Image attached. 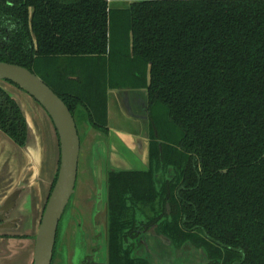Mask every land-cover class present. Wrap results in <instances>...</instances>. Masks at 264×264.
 <instances>
[{
  "label": "trees",
  "instance_id": "16d2710c",
  "mask_svg": "<svg viewBox=\"0 0 264 264\" xmlns=\"http://www.w3.org/2000/svg\"><path fill=\"white\" fill-rule=\"evenodd\" d=\"M0 31V61L30 69L95 130L109 131L110 89L148 92L150 169L107 175L108 264H150L134 235L162 212L164 169L166 236L214 264H264V0H0ZM0 129L26 145L2 87Z\"/></svg>",
  "mask_w": 264,
  "mask_h": 264
},
{
  "label": "crops",
  "instance_id": "0c3cea01",
  "mask_svg": "<svg viewBox=\"0 0 264 264\" xmlns=\"http://www.w3.org/2000/svg\"><path fill=\"white\" fill-rule=\"evenodd\" d=\"M109 7L121 9L129 7L134 2L143 0H108ZM20 107L27 119L31 129L32 138L22 148L0 152V184L4 188L0 191V205L14 189L23 188L27 195L20 207V211L29 214L31 225L39 219L40 205L46 201L50 193L53 181L58 168L57 153L54 151L59 147V137L51 119L50 128L40 129L35 122L34 113L27 100L15 94ZM147 95L144 89H110L108 92V127L111 143L108 151L96 148L99 138L96 133L95 142L92 148V156L88 159V165H100L102 172L110 167L121 170H147L150 166V124L147 114ZM43 109L36 107L35 115H40L44 120ZM48 114V113H47ZM50 117V116H49ZM49 119V120H50ZM47 123V122H46ZM53 126V127H52ZM130 127L125 130L123 127ZM113 134L114 136H112ZM110 140V139H109ZM3 141V140H1ZM8 149L14 148L10 143H6ZM5 145L0 142V147ZM137 152L136 157H128L122 149ZM21 150V151H20ZM19 152L23 161H19ZM47 154V155H46ZM50 154V156H49ZM116 155L118 161L113 158ZM105 170V173L107 172ZM4 171V172H3ZM15 176V177H14ZM106 179V174H105ZM35 192L34 205L27 204L30 195ZM4 239V238H3ZM2 243L6 253L0 254V263L3 259L9 264H33L35 241L32 234L26 236L7 237Z\"/></svg>",
  "mask_w": 264,
  "mask_h": 264
},
{
  "label": "water",
  "instance_id": "95a60500",
  "mask_svg": "<svg viewBox=\"0 0 264 264\" xmlns=\"http://www.w3.org/2000/svg\"><path fill=\"white\" fill-rule=\"evenodd\" d=\"M5 80L19 85L43 106L52 119L60 140V164L56 171L57 180L37 230L33 262V264H52L58 226L75 193L78 177L81 140L77 123L63 99L30 69L19 64L0 61V81ZM144 90L147 95L146 106L148 109V92L146 89ZM6 91L18 102L15 94L13 96L9 90ZM145 118L149 119V116L145 115ZM31 138L32 133L29 128L27 144ZM101 174L102 177L103 172ZM26 195V190L19 187L8 194L0 205V236H4V239L0 238V254L6 253L2 243L7 240V237L26 236L30 233L25 231L26 227L31 225L29 214L19 210ZM101 206L100 204L99 208H102ZM104 211L106 214V209ZM105 214L104 219L106 218Z\"/></svg>",
  "mask_w": 264,
  "mask_h": 264
},
{
  "label": "rangeland",
  "instance_id": "374dc122",
  "mask_svg": "<svg viewBox=\"0 0 264 264\" xmlns=\"http://www.w3.org/2000/svg\"><path fill=\"white\" fill-rule=\"evenodd\" d=\"M0 87L9 90L12 95L14 96V94L19 93L20 96L24 97L27 102L29 103L32 112L34 113L35 116V122L37 127L40 129H43L45 126L47 129L50 128L51 124V119L49 117V115L47 114L46 110L35 100L33 99L30 95H28L25 91L19 89L18 87H16L14 84H11L9 82L5 81H0ZM41 107V109H43V115L45 117V120L40 116V115H35L36 111V107ZM75 120L77 123V127H78V131L81 137V153L79 156V167H78V177H77V183H76V189H75V193L73 194L71 201L68 205V207L66 208V212L60 222V235H59V243L57 245V248L61 247V241H62V231L63 228H67L65 235H64V239L65 241H67L69 248H70V252L73 253L74 252V248H73V243L79 239V229L82 228L83 231L85 232L86 235V239H88L89 241V250H93V248H98V246H100V242L98 238V228L95 227L94 223H93V214L95 213V209L98 207L99 203L102 201L106 200V195H107V187H106V179H105V170H106V166L103 172V176L101 177V168L100 165H98V168L96 169V167L93 166H89L88 165V159L92 154V148H93V144L95 142V136L97 135L96 133H98L96 130L92 129L90 127V123L88 121V116L87 113L84 109H81V112L75 115ZM50 119V120H49ZM47 122V123H46ZM53 127V126H52ZM123 127V126H122ZM125 130H128L130 127H123ZM100 135V134H99ZM112 136H114L113 134H111ZM102 137L99 138L98 141V145L96 148H99L100 151L102 152V150H106L109 153V143H111V138L109 136L108 137H104V135H101ZM110 139V140H109ZM3 140V141H1ZM0 142H2L3 144L5 143V145L0 147V152H5L8 153V151H11L13 149H15V151H17L18 149V145L15 144L3 131L0 130ZM6 143H10L14 148H10L8 149V146ZM21 151V150H20ZM125 152L127 154L128 157H136L138 155L137 152H132L129 151L125 148L122 149V152ZM19 158L18 160L21 162L23 161V158L21 157L22 154L21 152H19ZM54 153H57V159L59 161V157H60V150L59 147L55 149ZM47 155V154H46ZM50 156V154H49ZM113 158L115 160L118 161H122L117 158L116 155H113ZM124 163V162H123ZM59 165V163H58ZM112 169H118L115 167H111ZM121 170V169H118ZM127 170V169H124ZM107 171V170H106ZM4 172V171H3ZM97 173V174H96ZM107 175V174H106ZM15 177V176H14ZM4 188V186L2 184H0V191ZM34 199H35V192H33L30 197L28 198V203L27 204H32L34 205ZM36 200V199H35ZM47 200V198H46ZM46 201H44L41 205H40V212H39V219H37V221H35V224L30 225L28 227H26L25 231H29L32 234V238L35 241L36 238V234H37V230L40 224V220L42 218V214L44 211V205H45ZM83 224H82V223ZM104 225H102L100 228L102 230H104ZM81 235H82V230H80ZM82 237V236H80ZM84 238H82L83 240ZM81 244L80 246L83 247L84 246V242L85 241H80ZM151 248L150 250H158L160 251L161 248H159L160 246H162V244L160 243L157 247L156 244L154 242H151ZM102 245V243H101ZM104 245V243H103ZM101 246V253L99 255V261L104 262L105 260V249H103L102 247L105 248V246ZM63 246V245H62ZM62 253H61V249H60V253H61V257L64 256V258H60V254L58 252L57 257L54 261V264H67V262L65 261L66 259V251L65 249H62ZM165 250L164 248L161 250L163 251ZM159 252L161 254H163L164 252ZM156 255V254H154ZM84 256V252H82L80 254V258L75 260L73 262V264H84L82 262V260ZM151 260H154L153 256H148ZM156 259L165 263L167 260L166 258H162L158 255H156ZM67 260V259H66ZM173 260L172 264H182L181 260L179 259H170L169 261ZM6 259H3V261L0 264H9L10 262H6ZM70 261L72 262V259H70ZM189 259H188V263H189ZM190 264H193V262H190Z\"/></svg>",
  "mask_w": 264,
  "mask_h": 264
},
{
  "label": "flooded vegetation",
  "instance_id": "af4514ba",
  "mask_svg": "<svg viewBox=\"0 0 264 264\" xmlns=\"http://www.w3.org/2000/svg\"><path fill=\"white\" fill-rule=\"evenodd\" d=\"M0 34H1V31H0ZM7 82H9L11 84H14L16 87H18L19 89L23 90L19 85L15 84V83H13L11 81H7ZM27 94L30 95L29 93H27ZM147 114H148V109H147ZM26 121H27V119H26ZM149 124H150V145H151V142L155 139L154 137L157 135V132L154 129L153 123L150 120V118H149ZM92 129H94V128H92ZM108 129H109V127H108ZM0 130L3 131L2 129H0ZM96 131L100 134V136L104 135V137L105 136L108 137L109 131H108L107 134H105L103 132H100L98 130H96ZM8 137L15 144H17L19 146L18 148H22V147L26 146V145H20L16 141H14L10 136H8ZM80 140H81V137H80ZM160 149H161V147H160ZM59 150H60V140H59ZM80 153H81V150H80ZM91 156H92V154H91ZM149 161H150V157H149ZM59 164H60V161H59ZM150 166H149V168L147 170L150 169ZM110 170H116V169H112V168L109 167L107 169V173H106L107 175H108V172ZM147 170H119V171H147ZM164 172H165L164 176H161L162 173L157 175V180L159 182H161V180L165 177L163 179V181H165V183H166L165 184V189L161 193V197H160L161 200H163V201L165 200L164 203H163L162 210H161L162 212H159L158 211L159 209H157L156 212L152 211V216L155 219V221H153L150 224V226L139 228L136 231V233L134 235L135 236V239H134L135 248L133 250V256L138 258V259L146 260L150 264H172L173 260H171V261H169V260L170 259H174V258H175V260L176 259L181 260L182 264H190V262H193V264H214L213 258L208 254L206 249L203 246H200L197 243H195V241L193 239H186V240H182V241L179 240V239L173 240V239L169 238L168 236H166L162 232V229H163L162 220L164 219L165 215L168 216L172 212V205H171V202H170L171 201V195H172V193H171V185L168 182L175 178V174H174V171L172 169H167L166 171L164 169ZM107 175H106V187H107ZM56 180H57V178H56ZM54 185L55 184H52L50 193L48 195V198L46 200V203H45L43 209H45V206H46V204L48 202L49 196L51 194V191H52ZM167 188L170 189V190L167 191L166 190ZM100 204L102 205L101 206L102 208H99ZM68 205H67V207H68ZM99 205L95 209L96 211L93 214V223H94L95 227H97L98 230H99L98 231V238H100L99 239L100 246H98V248H93V250L90 251L89 250L90 249L89 248L90 247L89 246V241H88V239H86V235H85V232L83 231V229L80 228L79 231H78L79 239H77L73 243L74 252L71 253L69 245H68L67 241H65V239H64V235H65V232H66L67 228H65V229L63 228L61 247L59 245V247L57 248V245L59 243L58 238H59V235H60V223H59L58 230H57L56 244H55L54 254H53V259H52V264H54V261H55V259L57 257L58 252L60 254V258L61 259L64 258V256L61 257V253L63 251L62 249H65V251H66V254H67L66 255V259L67 260L65 259V261L67 262V264H73V262L75 260L80 258V254L82 252H84V256H83L84 259L82 260V262L84 264H108L109 256H108L107 231H108V221L109 220H108V208H107V195H106V200L105 201L101 200ZM104 209H106V214H105ZM65 212H66V209H65V211L63 213V216H64ZM104 214H105V217H106L105 219H104ZM63 216H62V218H63ZM62 218H61V220H62ZM61 220H60V222H61ZM102 225H104V227H103L104 230H102L100 228ZM80 230H82V235H81ZM80 236H82V237H80ZM1 237L4 238V236H0V238ZM82 238H84V239L82 240ZM80 239H81V241H85L83 243L84 244L83 247L80 246V244H81V242H79ZM151 242H154L157 247H159L158 245L161 243L162 246H160L159 248H161V250L164 248L165 250H163V251L160 250L161 252H164V253L161 254V253H159L160 251H158V250H150V248L152 247L151 246V244H152ZM101 243H102V245L104 243L103 246H105V248L102 247L103 249H105V252H104L105 253V260H104V262L99 261V255L102 252L101 249H100L101 246H102ZM60 249H61V253H60ZM154 254H156V255H158V256H160L162 258H166L167 259V260H165L166 262L163 263V262L157 260L156 259V255H154ZM148 256H153L154 260H151ZM70 259H72V262L70 261ZM188 259L190 261L189 263H188ZM173 264H175V263H173Z\"/></svg>",
  "mask_w": 264,
  "mask_h": 264
}]
</instances>
